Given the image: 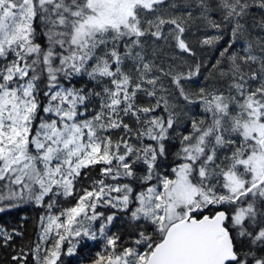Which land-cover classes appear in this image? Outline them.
<instances>
[{
    "label": "snow or ice",
    "instance_id": "obj_1",
    "mask_svg": "<svg viewBox=\"0 0 264 264\" xmlns=\"http://www.w3.org/2000/svg\"><path fill=\"white\" fill-rule=\"evenodd\" d=\"M254 7L264 0H0V201L74 200L46 217L40 241L52 243L35 245L34 264L97 233L92 264H264V37L232 48ZM194 9L211 28L231 25L212 65L221 87L189 90L202 65L158 59L169 42L194 55ZM117 213L128 240L111 232ZM18 234L0 228L5 245Z\"/></svg>",
    "mask_w": 264,
    "mask_h": 264
},
{
    "label": "trees",
    "instance_id": "obj_2",
    "mask_svg": "<svg viewBox=\"0 0 264 264\" xmlns=\"http://www.w3.org/2000/svg\"><path fill=\"white\" fill-rule=\"evenodd\" d=\"M177 4H183L184 0H174ZM253 12V13H252ZM254 14L252 19L246 21L245 18L241 21L245 26V31L237 38L232 45L236 51L243 53L244 49L249 43L257 44L260 37H264V29H261L260 22L264 20V9L254 7L251 9L250 17ZM212 17L218 22L220 20L217 12L212 14ZM253 20V22H252ZM231 25H222L220 30L211 28L207 22L199 18V11L193 10V19L189 21V27L185 33L186 42L189 44L194 55L181 54L174 47L160 44L162 51L158 54V59L169 62L170 58L175 59L176 65L180 66L179 70H187L189 65L199 63L202 65L200 75L194 77L193 80L186 84L185 87L192 91H198L200 87H221L222 81L218 78V75L214 72L212 65L216 60L220 59L219 53L227 46L228 43H232ZM223 33L222 39L214 47L205 46L201 43L202 40L211 36H217ZM147 47V45H146ZM230 51L232 49H229ZM130 67V65H129ZM86 79V78H85ZM167 83V81H166ZM77 86H80L79 84ZM170 91H174V86L169 85ZM184 107V105H181ZM199 112V109H196ZM182 120L185 123L182 124L181 129L190 127L186 121L187 117L182 115ZM113 138H116L114 134ZM178 142H174L173 150ZM173 157H169L165 162L164 167L167 169L168 164ZM92 178H99L98 167L90 172ZM91 183L90 179L83 178L77 187H87ZM8 189L5 186V182L0 181V193L7 195ZM57 207L49 210L46 206L39 205L35 201L29 200H4L0 201V228L8 231L19 233L14 236V239L7 245L3 243V237L0 236V264H16L13 257L20 253L23 249L24 253L28 255L29 259L26 264H34L33 257L31 255L32 249L40 242V234L42 233V217L46 218L49 214H58L61 207H69L74 203L72 197L64 198L62 196L53 198ZM45 202H48V197H45ZM98 211L111 214L107 208H98ZM115 211V210H112ZM112 233H118L124 240H128L129 235L134 232L132 223L129 221L127 215L123 213H117L116 219L110 226ZM67 245L64 244V249L61 253L60 261L57 264H82L91 263L96 257L97 253H100L104 249V242L101 240H88L86 238L80 239L78 247L69 254L67 252Z\"/></svg>",
    "mask_w": 264,
    "mask_h": 264
},
{
    "label": "rangeland",
    "instance_id": "obj_3",
    "mask_svg": "<svg viewBox=\"0 0 264 264\" xmlns=\"http://www.w3.org/2000/svg\"><path fill=\"white\" fill-rule=\"evenodd\" d=\"M250 13H251V11H250ZM253 13V12H252ZM217 14L219 15V18H221V14L219 13V12H217ZM250 15V14H249ZM247 16V17H245V20L246 21H249L250 19H252V17L254 16V14L250 17V16ZM255 17V16H254ZM252 22H253V20H252ZM228 26V25H227ZM53 215H55V214H53ZM46 218L44 219V221H43V224H42V229H43V227L46 225ZM54 235V234H53ZM97 239H99V240H101L102 241V243L104 242L103 241V239L101 238V237H99V234L97 233ZM82 238H86V239H88V240H92V239H90V238H87V237H72V238H69V240H66L65 242H64V244H68L67 245V249L69 248V247H72L73 246V244H75V248H74V250L78 247V245H79V243H80V239H82ZM40 243H42V246H48V247H50L51 246V243H52V241L51 240H49L46 244L44 243V242H41L40 241ZM64 244H63V246H62V251H63V249H64ZM68 252V251H67ZM82 264H88V263H82ZM89 264H92V262L91 263H89Z\"/></svg>",
    "mask_w": 264,
    "mask_h": 264
}]
</instances>
